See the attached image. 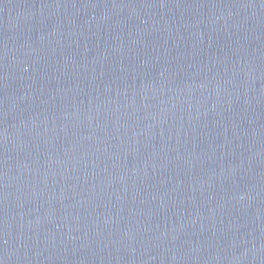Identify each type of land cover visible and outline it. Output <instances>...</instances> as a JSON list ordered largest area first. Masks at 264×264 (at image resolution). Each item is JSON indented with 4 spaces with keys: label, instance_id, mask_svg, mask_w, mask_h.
Listing matches in <instances>:
<instances>
[{
    "label": "water",
    "instance_id": "obj_1",
    "mask_svg": "<svg viewBox=\"0 0 264 264\" xmlns=\"http://www.w3.org/2000/svg\"><path fill=\"white\" fill-rule=\"evenodd\" d=\"M0 264H264V0H0Z\"/></svg>",
    "mask_w": 264,
    "mask_h": 264
}]
</instances>
